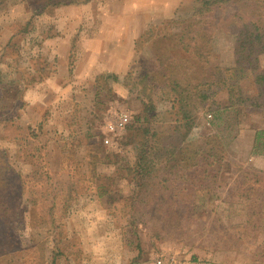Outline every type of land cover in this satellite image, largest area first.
Returning <instances> with one entry per match:
<instances>
[{"label":"rangeland","instance_id":"rangeland-1","mask_svg":"<svg viewBox=\"0 0 264 264\" xmlns=\"http://www.w3.org/2000/svg\"><path fill=\"white\" fill-rule=\"evenodd\" d=\"M190 1L79 0L47 8L0 1V155L23 177L19 234L9 252L14 264H131L138 239L140 264H154L156 252L197 257L198 264H264V231L251 234L245 224L255 196L243 200V191L258 189L264 212V156L252 155L256 131L264 129V87L250 70L234 72L250 29H264V0H245L247 7L227 1L205 18L210 24L195 43L197 55H208L205 75L217 101L234 108L226 120L232 130L222 132L224 121L217 129L229 148L211 169L213 204L207 200L192 214L189 205L202 203L205 192L185 164L175 166L168 189L153 176L140 190L126 173L127 129L111 136L110 146L104 142L116 115L127 113L132 122L151 105L154 125L174 132L179 108L155 43L183 34ZM170 57L191 58L183 50ZM251 65L264 72V55ZM210 119L199 130L209 149L218 140ZM235 243L238 250L229 247Z\"/></svg>","mask_w":264,"mask_h":264},{"label":"trees","instance_id":"trees-1","mask_svg":"<svg viewBox=\"0 0 264 264\" xmlns=\"http://www.w3.org/2000/svg\"><path fill=\"white\" fill-rule=\"evenodd\" d=\"M23 1L43 2L47 8L53 4L55 6L76 4L79 0ZM227 1L233 2V0H191L192 15L182 24L183 34L164 36L155 43L154 56L164 73V81L166 80V85L170 88L171 103L179 108V118L176 120L174 132L165 131L163 128L154 125L153 119L150 117L154 108L152 105L147 107L143 113L135 115L126 130L130 137L125 146L132 148L126 173L131 176L140 190L148 187L147 183L153 176L160 177L158 185L162 190L168 189L170 184L175 183L174 168L177 165L185 164L188 166L187 169L194 171V178L192 179H195L198 184L197 191L205 192V198L198 205L193 203L189 205L192 214H200L206 205L205 201L208 200L213 204L218 198L214 190L216 184L211 179L213 172L211 169L220 165L229 148L225 142H222L218 127L224 121L226 124L222 132L232 130L226 120L233 119L230 112L234 108L226 105L222 107L217 101L215 84L206 79L205 75L206 68L209 66L208 55L195 53V43L203 24L209 23L205 21V18L213 14L215 9H222ZM235 2L240 7H247L248 4L245 0ZM175 24H179V22L177 21ZM248 34L249 47L247 53L240 55L234 72L237 75L240 71L245 74L246 70L247 72L250 70L252 74H256L255 84L263 88L264 72L254 69L251 63L252 61L257 62L259 57L264 55V29L252 27ZM175 50H183L191 57L190 60L177 61L171 59L170 53ZM196 61H198V65H196ZM4 83L5 77L0 71V87ZM184 110L191 113L190 118L180 117ZM234 112L237 120L241 114L237 111ZM202 113L203 118L199 115ZM208 116L212 117V120L208 121L209 125L217 132L213 140L218 139L214 140L217 146H213L211 149L207 145L208 137L199 132L203 127V120H206ZM241 120L238 118V125L241 124ZM91 147L94 148L93 145ZM252 155L264 156V129L256 131ZM211 182L214 184L213 186ZM22 185L21 172L15 171L0 155V264H14L9 260L11 257L9 252L14 249V240L19 234V219L23 209L20 207L23 197ZM243 194L246 197L243 196V200H250L252 195L255 196L254 202L246 207L245 224L248 231L251 234L264 231V212L260 205L259 190L247 189L243 191ZM207 197L208 199H206ZM53 211L55 212V208ZM235 245V247L233 244V247L230 245L229 247L238 250V244L235 243ZM137 249L139 255L131 264H140L142 256L145 255L144 249L141 248L140 239H138ZM56 260L57 257H54V262ZM193 262L198 264V258L194 257Z\"/></svg>","mask_w":264,"mask_h":264},{"label":"built area","instance_id":"built-area-1","mask_svg":"<svg viewBox=\"0 0 264 264\" xmlns=\"http://www.w3.org/2000/svg\"><path fill=\"white\" fill-rule=\"evenodd\" d=\"M131 123V117L127 113H120L116 115L114 121L108 126L107 133L108 136L104 139L106 146H110L112 141L111 136H120ZM152 261L154 264H195L193 260H187L175 256L173 253L169 252H156L152 255Z\"/></svg>","mask_w":264,"mask_h":264},{"label":"crops","instance_id":"crops-1","mask_svg":"<svg viewBox=\"0 0 264 264\" xmlns=\"http://www.w3.org/2000/svg\"><path fill=\"white\" fill-rule=\"evenodd\" d=\"M161 8H163V7H161ZM123 31L126 32V33H130L131 34L133 30L129 29V30H123ZM257 159L258 158L253 159V162H256Z\"/></svg>","mask_w":264,"mask_h":264}]
</instances>
